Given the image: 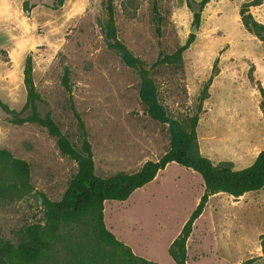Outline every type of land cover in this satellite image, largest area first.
Masks as SVG:
<instances>
[{
  "label": "rangeland",
  "instance_id": "obj_1",
  "mask_svg": "<svg viewBox=\"0 0 264 264\" xmlns=\"http://www.w3.org/2000/svg\"><path fill=\"white\" fill-rule=\"evenodd\" d=\"M25 1L0 0V98L21 109L30 56L40 113L49 112L78 149L83 122L97 175L134 173L163 155L170 141L167 125L148 115L137 72L107 45L106 0H27L28 8ZM200 1L112 0L117 37L144 61L170 117L187 126L197 116L199 153L238 170L264 150V29L243 22L250 18L264 26V0H208L199 9ZM188 39V47L173 55ZM0 148L27 161L32 188L52 200L62 197L77 171L45 128L10 123L2 113ZM190 172L171 162L127 199L106 201L107 229L137 256L175 264L167 241L196 198L189 194L178 202L176 194L181 182L201 180ZM210 211L187 242L188 264H264L255 238L264 232V188L241 198L222 194ZM38 222L42 208L32 193L0 199V240L16 242L27 225ZM239 234L253 242L239 250ZM50 242V251L32 264H97L103 254L87 215L63 224Z\"/></svg>",
  "mask_w": 264,
  "mask_h": 264
},
{
  "label": "trees",
  "instance_id": "obj_2",
  "mask_svg": "<svg viewBox=\"0 0 264 264\" xmlns=\"http://www.w3.org/2000/svg\"><path fill=\"white\" fill-rule=\"evenodd\" d=\"M58 4L62 0H56ZM208 0L199 2L202 9ZM24 6L28 8L27 0ZM106 20L104 35L109 48L115 50L121 61L134 69L139 77L138 96L148 115L167 125L169 148L157 160L145 161L134 173L117 172L102 177L95 173L90 142L84 124L82 143L75 148L49 112L39 111L40 95L33 79V65L27 56L23 68V85L26 98L21 109L11 108L0 98V113L10 123L21 125L34 123L47 130L56 139L59 150L77 163V171L70 180L59 200H52L41 191L34 190L30 184V166L24 159L14 156L6 149L0 148V199L32 193L42 208L43 222L27 225L17 241L0 240V264H32L50 251V236L55 234L63 224L74 222L83 216H89L97 241L102 245L103 254L97 264H157L133 253L129 246L117 239L104 222V203L108 200L122 201L136 189L152 181L159 171L171 162H175L198 173L202 179L204 192L184 222L181 230L168 246L167 252L175 264H186V243L191 235L194 221L202 213L208 196L223 192L239 197L247 192L264 188V150H261L253 163L241 169H233L229 163L213 164L201 155L197 149L195 128L197 116H193L187 126L168 115L165 106L159 101L154 78L144 61L135 56L117 37L116 21L112 0H106ZM199 13H194L198 21ZM253 30H263L264 26L252 19L243 21ZM190 39L173 55L180 54L188 47ZM63 83L68 86V71L64 72ZM264 109V101L261 102ZM264 117V113H263ZM260 246L264 257V232L260 235Z\"/></svg>",
  "mask_w": 264,
  "mask_h": 264
},
{
  "label": "crops",
  "instance_id": "obj_3",
  "mask_svg": "<svg viewBox=\"0 0 264 264\" xmlns=\"http://www.w3.org/2000/svg\"><path fill=\"white\" fill-rule=\"evenodd\" d=\"M190 171H192V170H190ZM191 173H195L194 171H192V172H190V175H191ZM157 176H158V174L155 176V178L152 180V181H150V182H153V181H156V179H157ZM149 182V183H150ZM182 183V186H181V188L177 191V196H178V198H177V200H178V202H181V201H183V199H185L189 194H191V195H196V198H195V203H194V205L188 210V216L185 218V220L181 223V225H180V227H179V229L175 232V234L173 235V236H171V238L167 241V247L170 245V243L173 241V239L177 236V234L179 233V231L181 230V228H182V226H183V224H184V222L186 221V219L189 217V215H190V213L192 212V210L194 209V207L196 206V204H197V202L199 201V198H200V196L203 194V192H204V186H203V183H202V179L200 180V184L199 185H197V184H193V182H191V181H189V180H185V181H183V182H181ZM249 192H247V193H245V194H243V195H241V196H239V198H241V197H244L245 195H247ZM222 194H225V193H223V192H217V193H214V194H211V195H209L208 196V200H207V203H206V205H205V207H204V209H203V211H202V213L200 214V216L194 221V223H193V227H192V231H191V235H192V232L194 231V229H196V227H198V226H205V219H206V216L208 215V214H211V211H210V209L211 208H213V204H216V199H219L220 198V195H222ZM226 195H228V194H226ZM228 196H230V197H234V196H232V195H228ZM176 201V200H175ZM239 202H240V200H239ZM180 208V206H178V207H165V208H163V211L166 213V214H168L170 211H172L173 209H179ZM262 234V233H261ZM260 233H257L256 232V234H255V238L256 239H258V241L260 240V235H261ZM190 235V236H191ZM190 236H189V238L187 239V242L189 241V239H190ZM239 236L241 237L240 239H239V250H241L242 249V247L240 246L241 244H243V242H248V244H250L251 242H253V239H254V237L253 238H251V237H249V235H245L246 237L244 238V237H242V234H239ZM217 244H219V242H217ZM186 248H187V243H186ZM186 264H188L187 263V260H186Z\"/></svg>",
  "mask_w": 264,
  "mask_h": 264
}]
</instances>
